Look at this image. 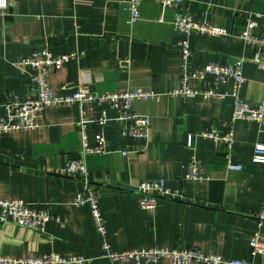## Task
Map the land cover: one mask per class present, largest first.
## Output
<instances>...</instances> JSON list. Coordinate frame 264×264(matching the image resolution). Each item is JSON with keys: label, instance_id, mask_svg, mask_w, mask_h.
I'll list each match as a JSON object with an SVG mask.
<instances>
[{"label": "crops", "instance_id": "1", "mask_svg": "<svg viewBox=\"0 0 264 264\" xmlns=\"http://www.w3.org/2000/svg\"><path fill=\"white\" fill-rule=\"evenodd\" d=\"M0 11V116L9 98L30 93L32 73L24 63L41 45L56 54L77 51L71 60L50 74L56 94H72L81 74L92 75L91 89L111 92L143 87L159 94L138 101L137 112L151 119L147 146L121 134L120 111L107 110L104 132L111 140L109 152L86 157L91 180L101 189L112 248L194 247L224 258L264 264V255H250L252 234L259 226L256 214L264 206V163H252L255 144L264 143V124L237 119L232 123L233 99L170 95L180 85V36L173 21L189 13L220 26L226 33L191 37L194 66L245 58L247 78L241 95L259 101L264 93V69L253 61L254 50L241 37L246 20H258L255 33L264 36V0H183L179 7H165L159 0H143L141 18L129 24V0H7ZM262 14L257 17L256 14ZM199 87L198 81L190 82ZM232 89L233 84H223ZM88 119L96 105L86 106ZM77 104L48 106L37 113L39 128L0 134V198L23 199L45 205L52 218L41 233L15 223L0 222V254L24 257L57 251L65 255L98 257L100 240L87 206L73 204L82 188L77 178L63 173L68 159L78 156L81 133ZM233 125L235 143L225 144L189 134L203 130L226 131ZM89 143L95 144V127L88 124ZM128 155H123V150ZM196 158L208 179H188L189 164ZM244 164L229 170L227 162ZM148 179H162L183 196L159 198L154 208H142L131 186ZM94 264H134L128 258H97ZM142 264H152L143 262ZM157 264H171L161 258Z\"/></svg>", "mask_w": 264, "mask_h": 264}, {"label": "built area", "instance_id": "2", "mask_svg": "<svg viewBox=\"0 0 264 264\" xmlns=\"http://www.w3.org/2000/svg\"><path fill=\"white\" fill-rule=\"evenodd\" d=\"M183 0H159L165 7H179ZM143 0H129L128 11L129 24H134L141 18V6ZM8 7L7 0H0V11ZM262 14L257 13V17ZM246 28L241 34L244 42L253 50V61L259 68L264 69V36L257 35L255 28L258 20L248 17ZM175 32L180 36L177 46L181 53L180 85L170 92V95L184 97L205 98L231 97L233 99L232 123L237 119L254 120L260 125L264 124V93L259 101L245 99L241 95V89L247 78L244 74L245 58H236L231 62H209L202 66H194L191 63L193 54L191 37L195 34H208L218 36L226 33L225 29L210 24L207 20L189 13H177L173 21ZM80 53L71 51L68 53H54L48 45H41L35 49L24 63L32 73V85L30 93L23 98L11 97L4 104V114L0 116V134L14 130L31 131L39 128L37 113L48 106L62 104H77L80 117L77 126L81 133L82 147L78 156L66 161L63 173L77 178L82 188L77 192L73 204L77 207L87 206L90 210L96 232L100 240L99 258L120 260L128 258L134 264H142L144 261L157 264L161 258H168L171 264H255L253 260H241L224 258L215 253H205L198 248H164L153 247L148 249L128 248L116 251L112 248L109 239V231L105 215L100 204L101 189L91 180L86 163V157L90 154H105L109 152L111 140L104 132L108 122L107 110L115 108L120 111L119 122L121 134L131 140H138L147 146L151 136V119L135 109V103L149 99L159 98V94L143 87L125 88L111 92H96L91 89L92 75L89 72L81 74L78 88L72 94L59 95L52 88L50 74L60 69L71 60H78ZM198 81L201 85L193 87L191 81ZM232 83V89H223V84ZM96 105L95 115L88 119L86 106ZM95 127V144L89 143L88 124ZM210 138L225 144L228 153L233 151L235 132L233 125L224 132L215 130H203L195 134H189L188 146H193L194 138ZM123 155L129 151L123 150ZM252 163H264V143L258 142L254 147ZM188 179L196 182L209 178L204 167L196 158H192ZM244 164H235L231 159L227 162L229 170H241ZM131 188L139 194V204L142 208H154L159 198L177 200L183 196L179 188L168 186L165 180L148 179L139 182ZM259 226L264 224V206L256 214ZM53 216L45 205L26 202L23 199L0 198V222L2 224L15 223L25 228H31L41 233L46 232V224ZM258 254L264 255V236L256 230L250 240V255L252 258ZM98 257L84 254L65 255L57 251L47 252L40 256L15 257L0 254V264H94Z\"/></svg>", "mask_w": 264, "mask_h": 264}]
</instances>
